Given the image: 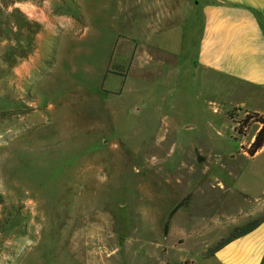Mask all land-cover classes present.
I'll use <instances>...</instances> for the list:
<instances>
[{"label":"rangeland","instance_id":"rangeland-1","mask_svg":"<svg viewBox=\"0 0 264 264\" xmlns=\"http://www.w3.org/2000/svg\"><path fill=\"white\" fill-rule=\"evenodd\" d=\"M193 7L0 0V264L201 263L264 220V99L163 37Z\"/></svg>","mask_w":264,"mask_h":264},{"label":"crops","instance_id":"crops-1","mask_svg":"<svg viewBox=\"0 0 264 264\" xmlns=\"http://www.w3.org/2000/svg\"><path fill=\"white\" fill-rule=\"evenodd\" d=\"M193 4L198 16L189 11L184 21L164 29L163 37L175 34L196 66L242 82L263 100L264 0H193ZM261 103L252 110L264 114ZM193 257H187L188 264H264V220L200 256L201 263Z\"/></svg>","mask_w":264,"mask_h":264},{"label":"trees","instance_id":"trees-1","mask_svg":"<svg viewBox=\"0 0 264 264\" xmlns=\"http://www.w3.org/2000/svg\"><path fill=\"white\" fill-rule=\"evenodd\" d=\"M249 112L247 113V115L241 119V121H239V127L237 128L238 132H241L240 131V127L241 125L243 126L244 123H246L248 121L249 118H251L250 115H248ZM253 114L257 115L256 112H253ZM260 124H261V127L259 128V130L257 131V133L255 134L254 136V139L253 141L250 143V145L248 146V148L246 149L247 153L252 156L254 155L258 150H260L263 145H264V115H259L258 116V119H256ZM258 223L250 226V227H247L245 229H238L235 233H233L231 236L225 238L224 240H222L220 243H218L211 251L210 253L215 249L217 248L218 246H220L221 244H223L224 242H227L228 240L236 237V236H239V235H242L246 232H248L249 230H251L252 228H254Z\"/></svg>","mask_w":264,"mask_h":264}]
</instances>
